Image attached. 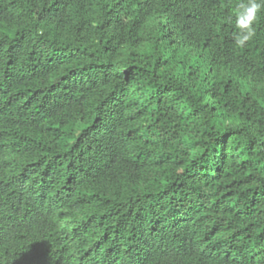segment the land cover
Here are the masks:
<instances>
[{"label": "trees", "instance_id": "16d2710c", "mask_svg": "<svg viewBox=\"0 0 264 264\" xmlns=\"http://www.w3.org/2000/svg\"><path fill=\"white\" fill-rule=\"evenodd\" d=\"M240 2L0 0V264H264Z\"/></svg>", "mask_w": 264, "mask_h": 264}, {"label": "clouds", "instance_id": "9594fccd", "mask_svg": "<svg viewBox=\"0 0 264 264\" xmlns=\"http://www.w3.org/2000/svg\"><path fill=\"white\" fill-rule=\"evenodd\" d=\"M264 8V0H241L237 6L233 40L237 47H243L255 36L254 21L257 13Z\"/></svg>", "mask_w": 264, "mask_h": 264}]
</instances>
